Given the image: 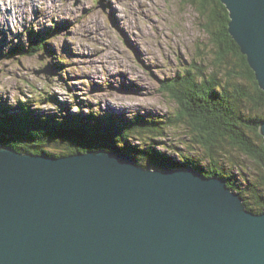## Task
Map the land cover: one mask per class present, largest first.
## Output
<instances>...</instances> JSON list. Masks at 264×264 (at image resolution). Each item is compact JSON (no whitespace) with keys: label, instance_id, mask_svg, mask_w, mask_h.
I'll use <instances>...</instances> for the list:
<instances>
[{"label":"water","instance_id":"1","mask_svg":"<svg viewBox=\"0 0 264 264\" xmlns=\"http://www.w3.org/2000/svg\"><path fill=\"white\" fill-rule=\"evenodd\" d=\"M220 1L264 90V0ZM0 264H264V212L193 166L0 143Z\"/></svg>","mask_w":264,"mask_h":264},{"label":"rangeland","instance_id":"2","mask_svg":"<svg viewBox=\"0 0 264 264\" xmlns=\"http://www.w3.org/2000/svg\"><path fill=\"white\" fill-rule=\"evenodd\" d=\"M0 8V107L9 114L23 103L33 115L65 108L70 115L142 114L170 122L177 103L163 80L194 63L225 76L205 18L188 0H0ZM31 33L44 49L30 51ZM166 131L158 150L173 159L179 152L200 157L188 147L193 138L184 124Z\"/></svg>","mask_w":264,"mask_h":264},{"label":"trees","instance_id":"3","mask_svg":"<svg viewBox=\"0 0 264 264\" xmlns=\"http://www.w3.org/2000/svg\"><path fill=\"white\" fill-rule=\"evenodd\" d=\"M188 1L205 18L202 25L218 49L215 63L226 72L225 76L218 69L207 72L194 63L163 80V88L177 103L176 117L170 122L142 114L129 118L113 113L98 118L94 112L70 115L65 108L56 115H33L21 103L20 112L14 114L0 107L6 117L0 129V143L35 154L61 156L107 149L127 153L141 166L147 164L146 159L155 168L193 166L209 177H224L228 186L244 197L249 210L264 212V136L260 131L264 90L230 33L231 18L226 5L220 0ZM31 34L30 51L44 49L45 42L39 41V35ZM178 123L184 124L192 135L193 143L188 147L199 149L198 159L184 152L173 159L157 149L167 127ZM236 170L238 174H234ZM239 176L245 186L237 182Z\"/></svg>","mask_w":264,"mask_h":264},{"label":"snow or ice","instance_id":"4","mask_svg":"<svg viewBox=\"0 0 264 264\" xmlns=\"http://www.w3.org/2000/svg\"><path fill=\"white\" fill-rule=\"evenodd\" d=\"M6 117L3 110H0V129H2Z\"/></svg>","mask_w":264,"mask_h":264},{"label":"bare ground","instance_id":"5","mask_svg":"<svg viewBox=\"0 0 264 264\" xmlns=\"http://www.w3.org/2000/svg\"><path fill=\"white\" fill-rule=\"evenodd\" d=\"M2 4H3V3H2ZM4 4H5V3H4ZM4 4H3V5H4ZM94 6H95V5H94ZM5 7H6V6H5ZM1 8H2V7H1ZM1 8H0V9H1ZM6 10H7V9H6ZM6 10L3 11V12H6ZM7 11H8V10H7ZM119 25L121 26V24H119ZM121 27H122V26H121ZM28 36H29V35H28ZM39 39H40V38H39ZM17 40H18V39H17ZM36 114H37V113H36ZM83 116H84V115H83ZM123 153H124V152H123ZM65 155H66V154H65ZM165 167H166V166H165ZM229 187H230V186H229Z\"/></svg>","mask_w":264,"mask_h":264}]
</instances>
